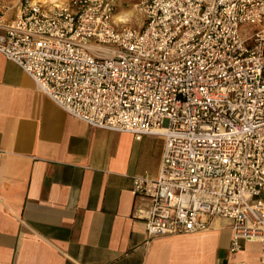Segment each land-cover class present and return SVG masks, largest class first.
<instances>
[{
	"label": "built area",
	"instance_id": "1",
	"mask_svg": "<svg viewBox=\"0 0 264 264\" xmlns=\"http://www.w3.org/2000/svg\"><path fill=\"white\" fill-rule=\"evenodd\" d=\"M120 5L0 0V52L92 126L164 136L133 181L150 238L224 218L264 264V0H139L140 27Z\"/></svg>",
	"mask_w": 264,
	"mask_h": 264
},
{
	"label": "crops",
	"instance_id": "2",
	"mask_svg": "<svg viewBox=\"0 0 264 264\" xmlns=\"http://www.w3.org/2000/svg\"><path fill=\"white\" fill-rule=\"evenodd\" d=\"M0 150V264H262L258 241L231 251L224 218L150 238L133 181L159 175L164 136L92 126L2 52Z\"/></svg>",
	"mask_w": 264,
	"mask_h": 264
},
{
	"label": "rangeland",
	"instance_id": "3",
	"mask_svg": "<svg viewBox=\"0 0 264 264\" xmlns=\"http://www.w3.org/2000/svg\"><path fill=\"white\" fill-rule=\"evenodd\" d=\"M120 1V10L121 11H129L131 9L135 10V14L131 15L129 23L135 27H140L142 24V15L137 8H135V4L139 2V0H119ZM137 10V11H136Z\"/></svg>",
	"mask_w": 264,
	"mask_h": 264
},
{
	"label": "bare ground",
	"instance_id": "4",
	"mask_svg": "<svg viewBox=\"0 0 264 264\" xmlns=\"http://www.w3.org/2000/svg\"><path fill=\"white\" fill-rule=\"evenodd\" d=\"M51 2H60L62 0H50ZM137 11V10H136ZM129 15H134L135 14V10L134 9H131L128 11Z\"/></svg>",
	"mask_w": 264,
	"mask_h": 264
}]
</instances>
